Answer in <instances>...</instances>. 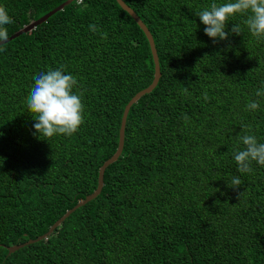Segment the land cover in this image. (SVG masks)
<instances>
[{
    "label": "trees",
    "instance_id": "16d2710c",
    "mask_svg": "<svg viewBox=\"0 0 264 264\" xmlns=\"http://www.w3.org/2000/svg\"><path fill=\"white\" fill-rule=\"evenodd\" d=\"M64 1L0 0L9 36ZM122 2L152 38L157 84L129 108L99 195L11 254L93 192L122 110L153 65L114 0L72 2L0 46V264H264V166L241 173L233 158L245 147L238 136L264 143V37L243 14L229 19L227 40L205 35L196 13L229 0ZM61 66L78 81L84 122L71 136L39 138L27 108L33 77ZM233 177L239 188L228 186Z\"/></svg>",
    "mask_w": 264,
    "mask_h": 264
},
{
    "label": "clouds",
    "instance_id": "9594fccd",
    "mask_svg": "<svg viewBox=\"0 0 264 264\" xmlns=\"http://www.w3.org/2000/svg\"><path fill=\"white\" fill-rule=\"evenodd\" d=\"M78 5L83 4V0H76ZM236 14L247 16L244 21L253 37H264V0H229L224 4L212 3L210 7L196 13L200 21L205 25L204 33L213 39L227 40L230 33L226 31L228 21ZM13 23L5 7L0 6V42L9 39L7 25ZM91 31L98 32L95 24H90ZM231 33L240 35L242 33L239 24H233ZM102 38H107L106 33H101ZM3 44V43H2ZM35 83L27 97V108L34 114L36 123L33 125L35 133L45 138H52L54 135L63 134L71 136L76 133L83 121L84 106L81 95L74 93L77 86L76 77L65 74L64 66L55 70L40 72L33 77ZM256 96H264V89L257 90ZM205 99L207 97L205 96ZM259 103L252 101L248 103L249 110H256ZM187 119V117H185ZM3 133H0L2 135ZM245 146L243 150L233 153V158L241 173L252 172L251 163L264 166V143H258L254 135L246 134L238 136ZM47 140V139H45ZM241 180L233 177L231 188H239ZM243 193L238 195V199Z\"/></svg>",
    "mask_w": 264,
    "mask_h": 264
},
{
    "label": "water",
    "instance_id": "95a60500",
    "mask_svg": "<svg viewBox=\"0 0 264 264\" xmlns=\"http://www.w3.org/2000/svg\"><path fill=\"white\" fill-rule=\"evenodd\" d=\"M74 1L75 0H66L63 3H61L60 5H58L57 7H55L54 9H52L51 11H49L48 13H46L45 15L41 16L40 18L29 22L27 25L23 26L21 29H19L18 31H16L12 35H10L9 39L7 41L0 42V46L10 42L11 40L17 38L20 35L27 34V33L31 32L37 26H39L42 23H44L50 16H52L56 12L61 11L65 6L69 5L70 3L74 2ZM114 1L118 5V7L132 19V21L136 24V26L142 32V34L144 35V37H145V39L147 41L148 48H149V53H150L151 61H152V65H153V73H152L151 82L149 83V85L146 88H144V89L138 91L136 94H134L129 99V101L125 104V106H124V108L122 110L120 121H119V127H118V132H117V145H116L115 151L107 160H105L101 164L100 168L98 169L97 178H96V186H95V189L93 190V192L90 195L86 196L83 200L79 201L71 209L66 211L58 220H56L48 228V230L43 235L37 237L34 240H28L25 243L20 244V245L6 247L7 254H11V253L17 251L18 249H20V248H22V247H24L26 245L35 243V242L40 241V240H44L74 210H76L77 208L83 206L84 204L88 203L89 201L93 200L94 198H96L99 195V193L101 191V188H102V185H103L102 178H103L104 170L109 165L114 163L117 160V158L119 157L120 153H121L122 146H123V134H124L125 120H126V116H127L129 108L133 104H135L142 96H144L146 94H149L153 90V88L156 86L157 81H158V79L160 77L156 51H155V48H154V45H153V41H152V38H151L148 30L143 25V23L139 20V18L134 14V12L122 2V0H114Z\"/></svg>",
    "mask_w": 264,
    "mask_h": 264
},
{
    "label": "built area",
    "instance_id": "2783aa9c",
    "mask_svg": "<svg viewBox=\"0 0 264 264\" xmlns=\"http://www.w3.org/2000/svg\"><path fill=\"white\" fill-rule=\"evenodd\" d=\"M76 3V0L74 1ZM77 4V3H76ZM78 5V4H77Z\"/></svg>",
    "mask_w": 264,
    "mask_h": 264
}]
</instances>
